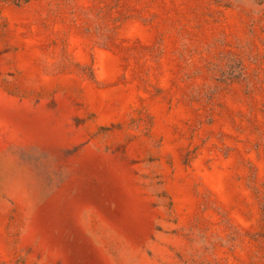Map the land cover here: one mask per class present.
Segmentation results:
<instances>
[{
	"label": "rangeland",
	"instance_id": "obj_1",
	"mask_svg": "<svg viewBox=\"0 0 264 264\" xmlns=\"http://www.w3.org/2000/svg\"><path fill=\"white\" fill-rule=\"evenodd\" d=\"M0 264H264V0H0Z\"/></svg>",
	"mask_w": 264,
	"mask_h": 264
}]
</instances>
